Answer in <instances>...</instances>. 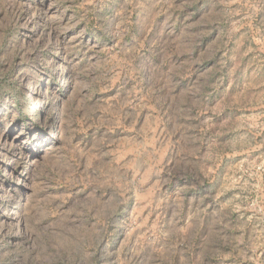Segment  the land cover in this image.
Returning a JSON list of instances; mask_svg holds the SVG:
<instances>
[{
  "label": "rangeland",
  "instance_id": "rangeland-1",
  "mask_svg": "<svg viewBox=\"0 0 264 264\" xmlns=\"http://www.w3.org/2000/svg\"><path fill=\"white\" fill-rule=\"evenodd\" d=\"M0 264H264V0H0Z\"/></svg>",
  "mask_w": 264,
  "mask_h": 264
}]
</instances>
